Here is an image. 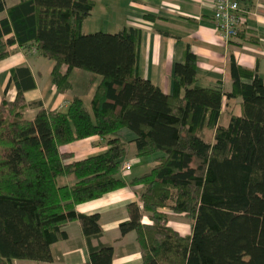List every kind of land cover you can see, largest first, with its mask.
<instances>
[{"label": "trees", "instance_id": "obj_1", "mask_svg": "<svg viewBox=\"0 0 264 264\" xmlns=\"http://www.w3.org/2000/svg\"><path fill=\"white\" fill-rule=\"evenodd\" d=\"M95 1L0 0V61L14 46L51 60L61 94L72 70L99 78L90 112L73 97L65 111L40 108L26 120L23 94L33 83L17 84L12 102L1 98L0 264L51 263L72 222L88 244L83 264H112L111 245H92L102 237L99 215L76 208L127 185L141 187L139 203L126 206L118 231L135 234L141 264H264V81L231 60L229 93L198 87L186 48L173 68V93L165 94L137 73L138 29L82 33ZM233 99L241 114L222 124L223 102ZM123 129L133 140L120 137ZM93 137L105 141L99 155L72 160L60 151ZM127 143L135 158L155 156L149 172L128 182L119 175ZM61 177L74 182L59 185ZM163 209L191 219L190 234L172 229Z\"/></svg>", "mask_w": 264, "mask_h": 264}, {"label": "crops", "instance_id": "obj_2", "mask_svg": "<svg viewBox=\"0 0 264 264\" xmlns=\"http://www.w3.org/2000/svg\"><path fill=\"white\" fill-rule=\"evenodd\" d=\"M18 1L4 0L6 6L17 4ZM212 10L211 0H96L90 16L82 23L81 31L83 34H89L87 30L93 33H117L125 28L138 29L141 35L137 73L168 95L173 93V68L183 61L186 48H189L196 58L198 87L229 93L231 60L241 68L252 71L264 81V0H240L239 28L243 38L235 37L229 43L223 42L218 36L212 19ZM4 17L5 13H0V20ZM42 59L45 58L32 54L26 49L12 47L10 55L0 61V100L4 96L6 100L12 102L16 96L17 84L23 86V83L24 85L33 83L34 88L23 94L27 103L23 116L31 121L40 108L46 111H65L73 97H78L85 105L83 93L69 94L73 89L72 79L75 78L86 88L85 92L90 103L99 78L95 79L82 70H72L68 75L70 89L61 94L55 89L51 80L53 62L46 72ZM22 67L29 70V77L17 71ZM42 67L43 71H41ZM62 70L64 71L65 68L63 67ZM11 72L14 78L13 76L11 78ZM182 93L183 91H180V95ZM229 113L237 116L241 114L240 99L224 100L220 123H226ZM133 138L132 134L129 136V141ZM76 144L80 145L82 151H86V157L99 155L106 150L104 140L93 137L63 146L60 151L74 156ZM131 155L134 156V147ZM128 175L126 182L134 178L131 177V172ZM68 183L70 184L71 181L68 180ZM140 191V186L127 185L123 189L76 208L80 214L99 215L102 237L98 241H92V245H111L112 264L142 262L135 242V234L131 232L120 237L118 231L119 224L127 218L126 206L130 203H139ZM162 211L167 217L171 214L166 209ZM142 222L148 223L146 218H143ZM65 232L67 239L56 244L52 249L51 263L17 261L13 264L88 262V244L79 224L69 223Z\"/></svg>", "mask_w": 264, "mask_h": 264}, {"label": "rangeland", "instance_id": "obj_3", "mask_svg": "<svg viewBox=\"0 0 264 264\" xmlns=\"http://www.w3.org/2000/svg\"><path fill=\"white\" fill-rule=\"evenodd\" d=\"M88 33H93L91 30H87ZM42 61L44 62V70H48L49 66L51 65L52 66V61H49V60H46V59H42ZM43 67L41 68V71ZM72 86H73V89L70 91L69 94H75V93H83V102H84V106L87 110H89V98L85 92V89L83 84H81L79 82L78 79H75L73 78L72 79ZM234 109H235V106H234ZM90 112V110H89ZM129 136H132V133L126 129H123L121 132H120V137L126 141V142H129ZM105 142V141H104ZM80 145H74V148H75V154L72 158V160H78V159H83L86 157V151H82L80 148H79ZM132 143H127V156H126V159L125 161H128V162H132V167L130 168L129 170V173L131 172L132 173V176L131 177H135V176H139V175H142L144 173H147L151 170V168L153 167L155 161H154V158L155 156H146L144 158H135L134 156L131 155V151H132ZM86 150V149H85ZM87 158V157H86ZM119 175L124 179L126 180L129 175H122L121 173H119ZM68 180L71 181L70 184H72L74 182V178L70 177V178H67V177H61L58 179V184L59 185H62L64 183H68ZM168 219H169V226L176 230L177 232L181 233V234H189L190 231H191V226H192V220L187 218V217H184V216H177V215H172V214H169L168 216ZM14 262H17V261H14ZM25 262H30V261H25Z\"/></svg>", "mask_w": 264, "mask_h": 264}, {"label": "built area", "instance_id": "obj_4", "mask_svg": "<svg viewBox=\"0 0 264 264\" xmlns=\"http://www.w3.org/2000/svg\"><path fill=\"white\" fill-rule=\"evenodd\" d=\"M211 1L213 6L212 19L214 21L215 30L223 42L229 43L236 37L241 24L238 14L240 0ZM132 165V162L125 161L120 168V173L122 175H128Z\"/></svg>", "mask_w": 264, "mask_h": 264}]
</instances>
